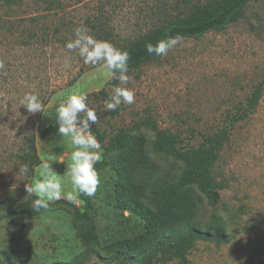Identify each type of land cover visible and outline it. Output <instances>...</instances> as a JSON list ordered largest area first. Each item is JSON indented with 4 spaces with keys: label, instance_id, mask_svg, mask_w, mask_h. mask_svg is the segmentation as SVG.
Returning <instances> with one entry per match:
<instances>
[{
    "label": "rangeland",
    "instance_id": "rangeland-1",
    "mask_svg": "<svg viewBox=\"0 0 264 264\" xmlns=\"http://www.w3.org/2000/svg\"><path fill=\"white\" fill-rule=\"evenodd\" d=\"M195 1L21 0L10 10L0 2V62L4 64L0 70L5 75L11 70L13 77L0 82L2 193L18 202L28 200L31 195L25 184L31 181L18 170L27 164L29 176H34L42 161L54 158L64 161L53 163V168L63 175L65 191L72 190L67 175L72 148L56 125V108L69 94L87 95L88 106L98 116L90 127L106 140L146 118L155 122L157 130L177 134L186 147H197L204 136L226 128L229 138L213 167L219 200L213 207L204 204L199 219L209 225L220 218L228 240L218 245L196 242L186 262L166 264L264 261V0L249 2L242 18L222 32L184 39L166 56L128 72L127 87L134 90L135 101L121 104L116 111H107L104 100L90 96L101 90L111 94L106 70L84 64L75 51L64 47L78 26L114 46L127 44L185 12ZM30 35L34 36L32 43L24 46ZM65 56L71 57V67L64 66ZM260 84L261 96L254 110L232 122L246 109ZM27 92L46 101L41 113L21 107L19 102ZM31 131L33 138L28 137ZM138 133L146 137L152 160L163 169L181 171L180 163L151 152L153 131L140 128ZM17 152L22 165L14 158ZM98 173L100 185L95 195L82 194L91 206L90 226L73 222L71 210L61 206L36 212L29 205L22 214L1 213L0 253L5 252L14 264H117L104 257V249L115 241L141 235L143 222L115 208L114 173L108 168ZM77 208L82 211L84 203ZM92 228L89 251L84 236Z\"/></svg>",
    "mask_w": 264,
    "mask_h": 264
},
{
    "label": "trees",
    "instance_id": "trees-1",
    "mask_svg": "<svg viewBox=\"0 0 264 264\" xmlns=\"http://www.w3.org/2000/svg\"><path fill=\"white\" fill-rule=\"evenodd\" d=\"M251 1L253 0H196L185 12L177 13L129 43L115 47L129 53L128 72L136 70L157 57L146 52V43L155 44L177 33L184 39L197 40L210 32H222L228 25L242 18L245 7ZM0 2L10 10L17 7L21 0ZM33 39V35L28 36L23 45L28 46ZM10 71L5 75L0 70L1 83L13 78ZM116 82L111 79L109 84ZM261 91L262 84L256 87L248 99L246 109L232 122L243 120L248 112L254 110ZM90 96L95 100H105L108 97L105 90ZM42 103L44 107L46 101ZM2 113L0 107V117ZM38 120L39 115L33 120V124ZM140 128L153 131L151 152L158 157L180 163L179 173L163 169L150 158L147 139L138 133ZM92 131L103 149L102 160L95 165L97 171L108 168L116 176L113 186L115 208L132 213L143 222L144 227V232L137 237L108 244L104 249L105 258L117 264H166L174 260L186 262V257L196 242L218 245L228 240L220 218L214 219L209 225L199 219V211L204 204L213 207L219 200L220 186L215 181L213 167L228 141V129L223 128L204 136L197 147H186V144L183 146V140L177 134L157 130L155 122L148 118L130 128L117 130L107 140L97 129ZM33 135L31 131L28 137L33 138ZM14 158L22 165V157L18 152L14 154ZM8 159L12 160L10 157ZM33 199L31 195L25 202H18L12 195L4 194L0 190V214H22L29 205L32 206ZM79 199L84 203L82 211L63 199L50 203L49 207H65L71 210L73 222L90 226L89 200L82 194ZM92 232L93 228L88 231L89 235L84 236L86 249L89 251V244L94 240ZM0 264L14 263L2 252ZM259 264H264V261Z\"/></svg>",
    "mask_w": 264,
    "mask_h": 264
},
{
    "label": "clouds",
    "instance_id": "clouds-1",
    "mask_svg": "<svg viewBox=\"0 0 264 264\" xmlns=\"http://www.w3.org/2000/svg\"><path fill=\"white\" fill-rule=\"evenodd\" d=\"M183 40L184 37L177 33L155 44L148 42L145 49L149 55L166 56ZM64 47L69 52L75 51L84 64L103 68L107 76L117 81L112 85L111 94L103 101L107 111H116L121 104L134 103L135 92L127 87L130 59L127 51L116 48L108 41L96 39L84 26L74 28L73 38ZM63 63L66 68L71 67V57L65 56ZM3 68L4 64L0 62V69ZM87 100L84 93L69 94L56 108L58 133L69 138L72 148L67 168L72 190L65 191L63 175L53 168V163H64L62 159L42 161L34 176H29L30 168L27 164H23L18 170L31 181L25 187L27 194L34 197L32 207L36 212L47 210L50 202L59 201L62 197L74 206H79L82 203L79 195L92 197L100 185V176L95 165L102 160L103 149L90 127L97 122L98 116L96 109L88 106ZM19 103L29 113H41L43 110V103L34 92L25 93Z\"/></svg>",
    "mask_w": 264,
    "mask_h": 264
}]
</instances>
